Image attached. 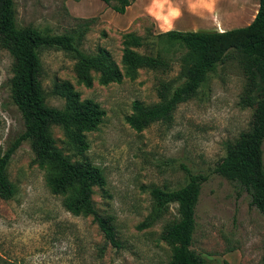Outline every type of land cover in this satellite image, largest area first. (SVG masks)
Here are the masks:
<instances>
[{"label": "rangeland", "instance_id": "374dc122", "mask_svg": "<svg viewBox=\"0 0 264 264\" xmlns=\"http://www.w3.org/2000/svg\"><path fill=\"white\" fill-rule=\"evenodd\" d=\"M19 26H34L54 34L77 35L78 25L89 20L79 48L95 53L102 47L121 67L125 32L149 37L157 32L148 16L131 24L127 15L113 11L101 0H14ZM251 15V14H250ZM152 46L140 47L148 52ZM182 50L166 53L167 71L140 68L134 79L102 85L98 74L90 87L79 83L75 59L63 50L40 49L41 82L45 101L62 107L64 99L51 93L53 84L69 81L80 99H92L104 109L98 127L86 133L89 149L78 154L60 126L53 125L55 145L72 161L88 159L105 175L102 187H93V201L103 215L114 219L120 247L106 244L91 216L75 215L63 205L65 194H54L46 182V167L34 161L28 141L12 155L7 172L15 187L11 199L0 198V262L2 264H167L170 245L162 239L166 226L178 219L177 205L169 204L147 228L138 224L153 211V186L175 189L188 173L208 176L201 185L195 207L191 248L205 264H264V215L250 204L247 191L235 181L213 172L225 154L227 142L250 130L254 108L242 96L248 81L238 54L216 65L197 94L180 103L170 124L155 122L135 131L125 121L137 100H159L160 81L178 85ZM13 59L0 46V149L24 129L12 102L8 81ZM263 165H264V142Z\"/></svg>", "mask_w": 264, "mask_h": 264}, {"label": "trees", "instance_id": "16d2710c", "mask_svg": "<svg viewBox=\"0 0 264 264\" xmlns=\"http://www.w3.org/2000/svg\"><path fill=\"white\" fill-rule=\"evenodd\" d=\"M101 1L123 14L135 0ZM88 25L89 20L79 24L77 35L44 32L31 25L21 27L15 19L14 0H0V46L13 59L8 86L24 124V129L10 137L0 149V198L7 200L15 195L7 168L15 151L28 141L34 161L48 169L46 182L51 191L65 194L64 207L75 215L91 216L105 243L120 247L113 217L101 214L92 198L93 187L105 184L102 168L88 159L72 161L56 147L51 130L53 125L60 126L77 153L83 154L90 146L86 133L98 127L105 111L92 99H80L79 92L69 81L55 82L51 90L53 95L64 99V105H48L40 79V49L54 48L70 53L75 59L76 78L87 87L95 79L92 72L98 74L97 81L102 85L121 82L124 77L134 79L140 68L165 72L171 68L166 53L182 50L177 58V78L182 82L173 85V81H160L159 100L152 104L133 101L132 113L124 119L138 132L155 122L170 124L177 106L197 94L207 74L226 58L238 54L248 78L242 100L254 108L252 126L226 143L225 154L213 172L240 184L249 194L250 204L264 215V0H259L253 20L243 27L224 31L168 30L151 35V41L149 37L125 32L121 35V67L105 48L100 47L91 54L79 48ZM150 45L152 48L148 52L138 51ZM207 178L206 174L189 172L186 183L178 188L168 190L153 186L150 190L155 202L153 211L157 213L141 221L139 229L150 227L169 204L177 205L178 219L166 226L161 236L172 250L167 264H205V259L191 245L195 207L201 185Z\"/></svg>", "mask_w": 264, "mask_h": 264}, {"label": "crops", "instance_id": "0c3cea01", "mask_svg": "<svg viewBox=\"0 0 264 264\" xmlns=\"http://www.w3.org/2000/svg\"><path fill=\"white\" fill-rule=\"evenodd\" d=\"M258 3L259 0H135L121 15H127L130 24L148 16L156 32L224 31L248 25Z\"/></svg>", "mask_w": 264, "mask_h": 264}]
</instances>
